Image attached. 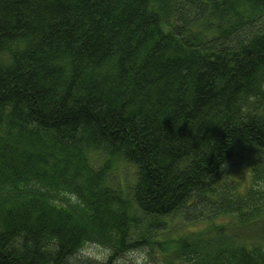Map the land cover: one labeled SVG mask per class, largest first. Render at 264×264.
I'll return each instance as SVG.
<instances>
[{
  "label": "trees",
  "instance_id": "16d2710c",
  "mask_svg": "<svg viewBox=\"0 0 264 264\" xmlns=\"http://www.w3.org/2000/svg\"><path fill=\"white\" fill-rule=\"evenodd\" d=\"M88 244L264 264V0H0V264Z\"/></svg>",
  "mask_w": 264,
  "mask_h": 264
},
{
  "label": "rangeland",
  "instance_id": "374dc122",
  "mask_svg": "<svg viewBox=\"0 0 264 264\" xmlns=\"http://www.w3.org/2000/svg\"><path fill=\"white\" fill-rule=\"evenodd\" d=\"M117 175L119 176L120 181L124 182L125 184L127 183V181L132 180V172L130 170H126V168L124 169L121 168V170L117 172ZM172 227L173 229L171 231V236L177 235V233H179L182 229H184L180 223L172 225ZM108 256H109L108 250H106L102 246L94 245V244H88L83 248L81 252V258L90 259L95 262L104 261L107 259ZM149 260H150V264H157L156 258H153L152 255L151 257H149Z\"/></svg>",
  "mask_w": 264,
  "mask_h": 264
},
{
  "label": "clouds",
  "instance_id": "9594fccd",
  "mask_svg": "<svg viewBox=\"0 0 264 264\" xmlns=\"http://www.w3.org/2000/svg\"><path fill=\"white\" fill-rule=\"evenodd\" d=\"M96 264H106V261H98ZM114 264H150L149 253L143 248H129L115 258Z\"/></svg>",
  "mask_w": 264,
  "mask_h": 264
},
{
  "label": "bare ground",
  "instance_id": "6f19581e",
  "mask_svg": "<svg viewBox=\"0 0 264 264\" xmlns=\"http://www.w3.org/2000/svg\"><path fill=\"white\" fill-rule=\"evenodd\" d=\"M240 165H242V164H240ZM122 169H124V167L122 166ZM240 170V169H239ZM240 172L241 173H239L238 175H237V178L239 177V178H244L245 177V174L244 173H242V171L240 170ZM170 236H171V233L169 234Z\"/></svg>",
  "mask_w": 264,
  "mask_h": 264
}]
</instances>
